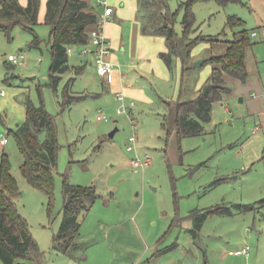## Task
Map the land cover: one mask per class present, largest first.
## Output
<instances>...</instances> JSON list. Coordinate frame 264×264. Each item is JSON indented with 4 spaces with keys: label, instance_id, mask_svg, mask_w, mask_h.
Returning a JSON list of instances; mask_svg holds the SVG:
<instances>
[{
    "label": "rangeland",
    "instance_id": "obj_1",
    "mask_svg": "<svg viewBox=\"0 0 264 264\" xmlns=\"http://www.w3.org/2000/svg\"><path fill=\"white\" fill-rule=\"evenodd\" d=\"M189 1L169 0L182 38L174 70L179 64L183 72V57L190 66L184 71L182 93H174L162 79L156 80L155 92H163L173 103L198 95L212 73L213 63L207 59L225 51L240 29L227 23L232 14L245 21L254 45L247 57L248 79L226 74L231 91L214 102L211 120L196 135L178 134L174 106L160 96L152 103L124 98L125 104H134L119 113L122 101L97 87L93 70L77 77L71 87L74 94L87 95L63 109V87L74 73L65 75L58 90L49 84L52 38L51 25L44 11L41 14L44 5L35 26L40 46L31 45L34 34L29 30L16 27L12 39L0 30V154L9 156L20 189L16 203L42 252L39 262L28 258L25 264H264V206L235 210L233 215L211 214L196 233L192 215L193 210L203 212L214 205L232 207L264 199V57L256 51L264 41L251 34L262 31L256 16L262 6L258 0L225 6L217 0H197L192 6L194 26L184 38L182 19ZM199 35L205 38L188 43ZM72 48L70 64L85 62L80 48ZM9 54L22 62H10ZM40 86L44 105L56 118L61 144L51 198L23 175V155L9 132L26 119L28 98L41 104ZM5 135L8 140L1 144ZM131 136H136L135 143ZM145 154L150 163H132ZM65 179L94 185L99 192L81 216L80 245L72 254L53 245L63 218ZM247 245L248 254L234 253ZM0 264H6L1 257Z\"/></svg>",
    "mask_w": 264,
    "mask_h": 264
},
{
    "label": "trees",
    "instance_id": "obj_2",
    "mask_svg": "<svg viewBox=\"0 0 264 264\" xmlns=\"http://www.w3.org/2000/svg\"><path fill=\"white\" fill-rule=\"evenodd\" d=\"M187 2L182 19L183 37L189 34L195 23L193 2ZM225 6L230 2L242 0H217ZM140 18L145 33L164 34L168 41V50L161 56L171 70H174L175 58L181 56L182 38L176 30V12L170 8L169 0H139ZM41 0H28L22 4L20 0H0V30L12 39L14 29L21 27L34 34L32 46H40L41 39L35 29L39 22ZM100 15L90 0H47L45 21L51 25V66L50 85L58 90L64 75L73 71L63 87V109L84 98L87 94H74L71 84L76 76L83 73L86 64L71 65L68 48L87 44L94 28L98 27ZM231 27H240L229 39L228 49L224 54H213L207 60L213 63L209 80L198 90L193 99H179L174 106V125L180 136L196 135L204 132L205 123L212 118L215 101L223 100L231 91L226 74L246 81L249 71L246 64L247 49L253 45L249 29L245 21L237 14H232L227 22ZM205 38L199 35L189 44ZM215 39V38H210ZM187 57L182 58L183 73L187 65ZM12 66V64H11ZM41 104L36 105L31 98L27 99L26 119L18 124L13 133L23 155L21 166L25 178L34 186L53 196L54 173L58 164L61 144L58 137V124L54 114L44 105L42 88L39 87ZM166 117V116H165ZM165 122V121H164ZM42 135V136H41ZM20 193L19 184L12 173L11 162L6 152L0 154V257L6 264H25L28 258L39 262L42 252L34 237L27 217L19 210L16 196ZM99 197L94 185L70 183L67 179L63 186V218L60 228L53 237L54 248L65 253H73L80 245L81 216L88 211ZM264 206V199L255 203L214 205L201 212L193 210L195 228L198 232L206 217L211 214L233 215L237 211H251Z\"/></svg>",
    "mask_w": 264,
    "mask_h": 264
},
{
    "label": "crops",
    "instance_id": "obj_3",
    "mask_svg": "<svg viewBox=\"0 0 264 264\" xmlns=\"http://www.w3.org/2000/svg\"><path fill=\"white\" fill-rule=\"evenodd\" d=\"M90 1L93 3V6L100 16L104 15L106 8L102 3L103 1H106L108 6L113 7L111 16L104 23V32L111 40L112 52L108 58L115 64V67L110 74L100 76L93 64V55L88 54L85 57V62L83 61V63H81L86 64L85 69L83 73L77 75L76 78L83 75L86 71H96L98 78L97 87L100 88V90L105 89L114 95H118L119 92H122V94L126 96L125 98H137L147 103L154 102L155 96H160L161 101L167 105L168 102H170L169 98H166L163 92L154 91L155 87H157L156 80L158 81L159 79L166 81V84L171 87L174 93L179 90L180 95L182 93L184 73H179V64H177L175 70H171L161 56L163 51L168 50L166 36L164 34L144 32L140 18L139 0ZM20 2L22 4H27L28 0H20ZM46 3L47 0H41L40 11L44 5V10L41 12L42 14L44 11V15L46 13ZM257 3L262 6L261 9L256 11L259 22L258 26H263L264 0H258ZM96 29L97 28L93 29L92 34ZM251 34L253 36L260 35V38H262L261 40L264 41V34L261 31L255 35L253 31H251ZM228 46L229 44L225 51L217 54H224ZM253 46L254 45H251L247 49L246 63L250 52L249 49H253ZM257 50L259 53L258 56L260 58L262 56L264 57V47H259L256 51ZM9 61L11 62V60ZM66 74L70 76L73 73L71 74L68 72ZM2 93H4V91ZM1 144H4L2 139Z\"/></svg>",
    "mask_w": 264,
    "mask_h": 264
},
{
    "label": "built area",
    "instance_id": "obj_4",
    "mask_svg": "<svg viewBox=\"0 0 264 264\" xmlns=\"http://www.w3.org/2000/svg\"><path fill=\"white\" fill-rule=\"evenodd\" d=\"M105 5V12L104 15L100 16L99 19V23H98V27L97 29L94 31V33L91 36L90 41L87 44L81 45L79 46L80 48V53L83 55H87V54H92L93 55V64L97 70V73L100 76H106L108 74H110L114 67L115 64L108 58V56L111 54L112 52V45H111V40L107 37V35L104 32V23L106 20L109 19V17L111 16L112 12H113V7L112 6H108L106 4V1L102 2ZM262 33L264 34V25L262 26L261 29ZM258 30H254L253 34H258ZM69 52H73V48L72 46L68 48ZM8 59L11 60L14 63H21L22 61L20 60V58L15 55V54H9L8 55ZM117 97L122 101V105L118 108V112L122 113L124 111H126L128 108L132 109V106L134 104V101H131L129 103V105L125 104L124 98L125 96L122 93H118ZM99 119H109L108 116L106 115H98ZM8 140V136L5 135L2 138V142L6 143ZM130 140L132 142H136V136H131ZM134 148V145H129L128 149L131 150ZM151 162V157L149 154H145L144 157H141L136 159L133 158L132 159V163L136 166L141 165V164H148ZM249 249L250 247L247 245L245 247H242L236 251H234V253H249Z\"/></svg>",
    "mask_w": 264,
    "mask_h": 264
},
{
    "label": "water",
    "instance_id": "obj_5",
    "mask_svg": "<svg viewBox=\"0 0 264 264\" xmlns=\"http://www.w3.org/2000/svg\"><path fill=\"white\" fill-rule=\"evenodd\" d=\"M206 59L203 58V59H200L196 62V64H200L201 62L205 61ZM118 127L114 128L111 132H110V135L113 136L115 134V132L117 131Z\"/></svg>",
    "mask_w": 264,
    "mask_h": 264
}]
</instances>
